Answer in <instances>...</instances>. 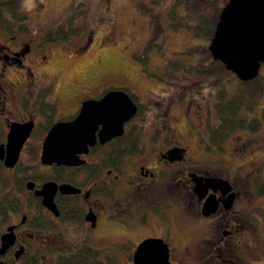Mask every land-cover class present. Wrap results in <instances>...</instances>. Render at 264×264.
Instances as JSON below:
<instances>
[{
	"label": "flooded vegetation",
	"instance_id": "flooded-vegetation-1",
	"mask_svg": "<svg viewBox=\"0 0 264 264\" xmlns=\"http://www.w3.org/2000/svg\"><path fill=\"white\" fill-rule=\"evenodd\" d=\"M58 29L38 38L26 25L13 31L0 27V264H55L83 246L115 264L119 257L124 264H136L134 254L149 238L163 241L170 264H264L260 219L251 213L256 170L243 174L241 166L230 167L233 162L221 158L232 133L220 143L210 135L219 124L217 114L207 116L198 103L183 114L196 147L177 132L172 117L153 121L144 135L153 107L125 87L99 93L87 88L69 102L75 103L73 113L59 114L62 99H55L36 75L48 50L45 43L57 40ZM61 40H67L66 34ZM167 74L154 77L166 81ZM111 89H127L137 106L123 133L101 143L97 130L94 144L79 154L82 164L42 163V143L50 128L73 119L85 100L99 99ZM215 93L213 88L216 101ZM23 136L9 163V139L17 142ZM126 138L133 151L123 156ZM47 182L57 186L50 206L38 194ZM62 184L75 191L62 193ZM205 204L213 209L208 214L203 213Z\"/></svg>",
	"mask_w": 264,
	"mask_h": 264
},
{
	"label": "rangeland",
	"instance_id": "rangeland-1",
	"mask_svg": "<svg viewBox=\"0 0 264 264\" xmlns=\"http://www.w3.org/2000/svg\"><path fill=\"white\" fill-rule=\"evenodd\" d=\"M172 4L173 0H159L157 4L151 0H23L21 10L27 16L24 23L31 34L43 38L47 30L54 31L57 26L63 29L60 35L56 32L59 40L45 43L49 44L48 50L45 59L37 64L36 74L40 84L49 85L55 99H62L59 114L73 113L75 103L69 102L87 88L99 93L100 89L125 87L140 103L150 102L153 107L145 121L144 135L153 127V121H169L172 117L177 120V132L196 147L189 138L190 127L183 114L197 103L207 116L217 114L213 109L210 76L185 73L184 77L182 72H173L165 64L170 59L192 62V58L181 53L206 41L185 29L173 31L167 27ZM65 33L68 42L61 40ZM149 43L159 49L153 47L148 52L144 66L135 56ZM161 72L168 73L166 81L154 77ZM238 84L234 80L224 86L233 93ZM253 87L259 93L254 96L255 104L249 113L259 121L261 112L263 123L231 131L232 135L223 143L221 156L233 162L230 167L241 166L243 174L256 170L252 183L257 176L264 177V65ZM252 198L251 213L260 219L258 232L263 236L264 248V196L253 190ZM118 264H124L122 257L118 258Z\"/></svg>",
	"mask_w": 264,
	"mask_h": 264
},
{
	"label": "water",
	"instance_id": "water-1",
	"mask_svg": "<svg viewBox=\"0 0 264 264\" xmlns=\"http://www.w3.org/2000/svg\"><path fill=\"white\" fill-rule=\"evenodd\" d=\"M208 50L239 80L254 79L264 63V0H228L220 11ZM136 112V104L122 89H111L99 99L85 100L73 119L56 122L50 128L42 143L41 162L82 164L84 160L79 159V154L86 153L88 146L94 144L97 130L101 143L120 136L124 123ZM24 136L17 142L9 139V163L16 159ZM56 188L55 183L47 182L38 192L46 205H53ZM59 189L62 193L75 191L69 184H62ZM212 210L205 204L203 213ZM133 260L136 264H170L167 246L161 239L153 238L139 244Z\"/></svg>",
	"mask_w": 264,
	"mask_h": 264
},
{
	"label": "trees",
	"instance_id": "trees-1",
	"mask_svg": "<svg viewBox=\"0 0 264 264\" xmlns=\"http://www.w3.org/2000/svg\"><path fill=\"white\" fill-rule=\"evenodd\" d=\"M23 0H0V27L10 26L11 31L16 25H26V14L21 10ZM155 4L159 0H151ZM228 0H173V4L168 13L167 27L173 31L185 29L194 37L206 41V44L191 46L181 55L192 58V62L183 63L182 60H168L166 67L170 66L171 71L189 73L193 75H205L209 77L210 87L216 89L215 111L217 112L219 124L217 127L210 129L211 136H217L219 143L223 141L229 132L244 128L248 124L255 127L258 119L249 118L243 114L244 111H251L254 107V96L258 93L254 91L253 83L260 78V70L264 63L261 64L258 75L249 81L239 80L231 71L225 68V65L219 60H214L208 50V44L213 36L215 25L219 19V14ZM182 11V12H181ZM63 31L59 28L57 34ZM66 34V33H65ZM56 36V34H55ZM60 39V37H58ZM63 38V36H62ZM57 39V40H59ZM158 48L154 44H147L143 51L136 55L141 64L147 65L149 59L148 52ZM168 72V71H167ZM238 81V86L233 93L224 86L225 83ZM128 91L127 89H125ZM257 91V90H256ZM133 97V96H131ZM141 106L139 105V109ZM255 122V123H254ZM122 136H128L122 135ZM123 139L120 152L123 156L132 153V141ZM120 145V142H119ZM119 147V146H118ZM256 194L264 196V177L257 176L254 179ZM55 264H115V261L105 256L101 259L99 251L89 247L77 249L75 252L61 255Z\"/></svg>",
	"mask_w": 264,
	"mask_h": 264
}]
</instances>
